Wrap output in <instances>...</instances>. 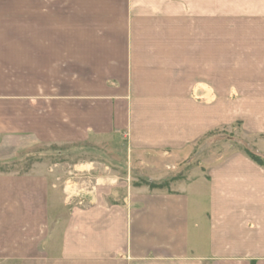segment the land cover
<instances>
[{"label":"crops","instance_id":"0c3cea01","mask_svg":"<svg viewBox=\"0 0 264 264\" xmlns=\"http://www.w3.org/2000/svg\"><path fill=\"white\" fill-rule=\"evenodd\" d=\"M234 125L264 155V0H0V158H68L0 172V264H264L263 165L172 179Z\"/></svg>","mask_w":264,"mask_h":264},{"label":"rangeland","instance_id":"374dc122","mask_svg":"<svg viewBox=\"0 0 264 264\" xmlns=\"http://www.w3.org/2000/svg\"><path fill=\"white\" fill-rule=\"evenodd\" d=\"M216 30L220 31V30H227V24L226 23H217L216 25ZM235 128L231 129V130H227V129H216L213 132H210L209 134L203 136L202 138H200L198 140V143L195 147V151L193 152V154L191 155V157H189V159L183 161L181 163V165L173 171V178H177V177H182L183 174H185L187 171H189L190 169H193L195 166L199 165V162L202 160L203 156H209V154L212 153H216L217 155L219 154H226L227 153V143L231 144V149L228 150H232V149H240L242 151H245V148H250L251 150H253L254 152L259 153L258 151L255 150V146L252 145V141L249 139H245L243 137V135L240 134V131L238 130V125H234ZM235 130H238L239 132H236ZM252 145V146H251ZM28 150L25 151V153L17 158L15 156V151H13V154L11 155V157L8 158H0V172H19L23 169H26L27 167L30 166V164L34 161V160H42V161H47L49 163H51L52 167H55L54 163H60L63 162L65 159L68 160L67 157H64V154L61 152H58V148L55 149V146L53 145H40L39 147L36 144H32L30 143L28 145ZM38 148V149H36ZM260 154V153H259ZM248 155V154H247ZM249 156V155H248ZM88 159H90V157H88ZM76 161H77V165L74 167L73 171L74 173H71L69 175H65L64 171H67L69 169H71V167H66V168H60V174L58 176H61V183L59 184V186L64 187V189L67 190V193H65L66 195V202L68 204H71V200L74 199V197H77L78 195V191H73V189L75 188V186L72 187L73 182L70 181V179L67 180V182L65 183L66 180V176L68 177H79L78 175H76V173L78 174H86L84 176L81 177V179L85 180H89L88 177L89 176V172L94 173L97 171V169L95 167H93L94 163L92 161H86L84 162L81 158L80 155H77L76 157ZM79 161V162H78ZM81 163H83L81 165ZM29 165V166H28ZM95 166V165H94ZM85 169V171H84ZM75 177V178H76ZM122 178H129L128 176V172H122L121 175ZM136 184H141L143 182V180H135ZM170 179L169 180H165L163 181L161 184H159L160 186H168L170 183ZM133 182V181H132ZM65 183V184H64ZM147 183L150 186H153V184L155 183H148V182H144ZM77 185V184H76ZM158 185V184H157ZM72 188V189H69ZM71 191H73V195L72 198H69V194ZM76 192V193H74ZM74 196V197H73ZM109 201H114L113 198H110ZM76 202V201H75ZM78 202V200H77ZM64 214H62L60 217H63ZM6 264H15V263H6Z\"/></svg>","mask_w":264,"mask_h":264},{"label":"trees","instance_id":"16d2710c","mask_svg":"<svg viewBox=\"0 0 264 264\" xmlns=\"http://www.w3.org/2000/svg\"><path fill=\"white\" fill-rule=\"evenodd\" d=\"M245 152L249 155L251 159L264 166V155L254 152L253 150L247 147L245 148ZM155 186L156 184H153L152 187Z\"/></svg>","mask_w":264,"mask_h":264},{"label":"built area","instance_id":"2783aa9c","mask_svg":"<svg viewBox=\"0 0 264 264\" xmlns=\"http://www.w3.org/2000/svg\"><path fill=\"white\" fill-rule=\"evenodd\" d=\"M72 195H73V194L71 193V195H69V198H72ZM73 197H74V196H73ZM78 203H79V204H82V203H83V200H81V199L78 200Z\"/></svg>","mask_w":264,"mask_h":264}]
</instances>
